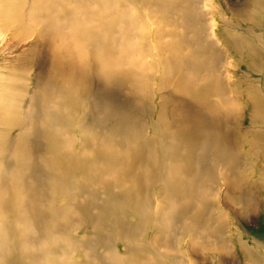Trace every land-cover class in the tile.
<instances>
[{"label": "rangeland", "instance_id": "374dc122", "mask_svg": "<svg viewBox=\"0 0 264 264\" xmlns=\"http://www.w3.org/2000/svg\"><path fill=\"white\" fill-rule=\"evenodd\" d=\"M0 96V264H264V0H0Z\"/></svg>", "mask_w": 264, "mask_h": 264}, {"label": "bare ground", "instance_id": "6f19581e", "mask_svg": "<svg viewBox=\"0 0 264 264\" xmlns=\"http://www.w3.org/2000/svg\"><path fill=\"white\" fill-rule=\"evenodd\" d=\"M7 19V18H6ZM110 24V22H108V24H106V27H108V25ZM100 27L99 28H103V29H107V28H105L103 25H99ZM109 28V27H108ZM100 30V29H99ZM108 30V29H107ZM95 34L93 33V32H91L90 34H89V39L91 40V42H93V43H100V41L102 40V39H100L99 37H95L94 36ZM102 50H103V46H99V48H98V50H97V52L98 53H100L101 54V52H102ZM57 52L59 53L60 52V50H58L57 49ZM114 66L111 64V63H108L105 67H104V71H103V75H105V76H107L110 80H115V81H119V80H123L124 78H128V75L130 76V73L129 72H127V73H125V75L124 74H122V73H120V72H115L114 70ZM121 71V70H120ZM108 79V80H109ZM179 80V79H178ZM175 91H177L178 93L179 92H185V91H188V93L189 92H191L192 94L195 92H193V89L191 90V85L189 84L188 85V82H186V83H184V82H182V84H181V80H179V81H177V86H176V90ZM181 99V97H179L178 98V100H180ZM2 102H5V99H4V97L3 96H0V112H1V116H0V118L1 119H4V116H3V114L2 113H5V112H7V105L6 106H4L3 104H2ZM1 106H3V107H1ZM187 133H189V132H187ZM187 133H183V135H187ZM55 139H56V152L57 151H59L60 150V138L59 137H57V136H55ZM58 145V146H57ZM87 151H89L88 149H87ZM54 162H55V160H54ZM56 184H57V180H56ZM124 199H128V200H131L132 198H130L129 196H126V195H124Z\"/></svg>", "mask_w": 264, "mask_h": 264}]
</instances>
